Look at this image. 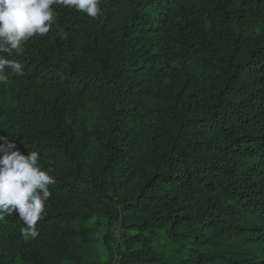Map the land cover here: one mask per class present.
I'll return each mask as SVG.
<instances>
[{
    "label": "trees",
    "instance_id": "1",
    "mask_svg": "<svg viewBox=\"0 0 264 264\" xmlns=\"http://www.w3.org/2000/svg\"><path fill=\"white\" fill-rule=\"evenodd\" d=\"M99 7L0 53V138L55 180L0 264H264V0Z\"/></svg>",
    "mask_w": 264,
    "mask_h": 264
},
{
    "label": "clouds",
    "instance_id": "2",
    "mask_svg": "<svg viewBox=\"0 0 264 264\" xmlns=\"http://www.w3.org/2000/svg\"><path fill=\"white\" fill-rule=\"evenodd\" d=\"M100 4L101 0H0V53L22 55L24 42L46 35L55 16L53 5L72 8L94 19L100 13ZM6 68L23 75L19 61L0 55V84L8 83ZM0 140V220L5 214L17 212L24 225L20 229L22 238L35 239L39 235L37 222L43 218L51 196L48 186L55 180L41 169L37 151L23 155L15 150L13 141Z\"/></svg>",
    "mask_w": 264,
    "mask_h": 264
},
{
    "label": "rangeland",
    "instance_id": "3",
    "mask_svg": "<svg viewBox=\"0 0 264 264\" xmlns=\"http://www.w3.org/2000/svg\"><path fill=\"white\" fill-rule=\"evenodd\" d=\"M103 256H104V254H103Z\"/></svg>",
    "mask_w": 264,
    "mask_h": 264
}]
</instances>
